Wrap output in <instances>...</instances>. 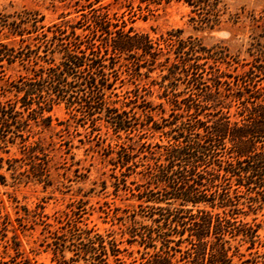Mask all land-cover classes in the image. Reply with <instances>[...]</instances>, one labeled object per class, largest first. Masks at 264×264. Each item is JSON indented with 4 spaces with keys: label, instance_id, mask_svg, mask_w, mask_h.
<instances>
[{
    "label": "trees",
    "instance_id": "1",
    "mask_svg": "<svg viewBox=\"0 0 264 264\" xmlns=\"http://www.w3.org/2000/svg\"><path fill=\"white\" fill-rule=\"evenodd\" d=\"M173 2L189 7L197 15L193 20L210 29L221 24L227 10L224 0H141L147 7ZM103 9H93L86 35H78L76 27L44 30L39 25L43 17L31 12L2 21L0 26L25 46L0 43V67L19 63L25 74L5 86L14 99L0 98V145L19 144L29 159L42 160L41 139L31 140L39 134L35 129L51 127L50 113L61 104L75 117L79 113L94 122V116L105 114L116 132H135L126 118L133 109L120 112L111 100L117 79L110 75L117 66L126 67L139 82L124 103L129 107L142 98V77L159 70L161 82L151 84L161 89L160 99L182 113L169 131H161L169 145L151 152L153 164L139 173L148 187L138 198L157 205L149 206L153 224L130 233L145 250H153L139 264H264V219H258L264 208V35L250 48L253 62L243 65L249 69L235 74L237 69L222 70V64L231 63L218 47L184 37L182 30L153 39ZM32 41H37L34 47ZM160 130L155 125L149 129ZM120 160L127 165L128 160ZM250 215L255 218L247 221ZM120 254L115 243L100 235L76 250L91 264H110V256L114 264L136 263L121 260Z\"/></svg>",
    "mask_w": 264,
    "mask_h": 264
},
{
    "label": "rangeland",
    "instance_id": "2",
    "mask_svg": "<svg viewBox=\"0 0 264 264\" xmlns=\"http://www.w3.org/2000/svg\"><path fill=\"white\" fill-rule=\"evenodd\" d=\"M98 1L0 0V24L6 19L14 21L18 14L31 12L36 13L38 19L43 17L39 25L45 26L44 30L55 25L68 31L76 27L78 35H86L93 9L105 8L102 11H109L112 16L117 13L128 27L149 33L153 39L182 30L184 37L198 38L208 48L218 47L228 54L231 63L229 67L222 64V70L234 72L237 69L235 74L249 69L243 65L253 62L250 48L264 35V0H224L226 14L213 29L195 22L193 18L197 15L182 3L147 7L141 0ZM19 39L0 26V43L16 49L24 47ZM29 43L34 47L37 41ZM40 55H44L43 48ZM116 69L110 75L117 79L111 100L117 101L120 112L133 109L126 118L135 132H116L105 114L94 116V122L79 113L75 117L61 104L50 113L51 127L35 129L39 134L31 140L41 139L46 153L40 155L42 160L29 159L19 144L0 145L1 263L57 264L59 260L75 259L78 264H91L90 259L78 257L76 250L96 235L115 243L121 251L118 257L127 263L139 264L144 254L153 252L145 250L140 246L141 239L132 238L130 234L151 226L149 206L157 207L138 198L148 187L139 173L147 164H153L151 152H160L159 147L169 145L161 131H169L170 124L175 123L179 118L176 116L182 112L160 99L161 89L151 84L161 82L163 73L159 70L150 77H142L139 89L142 98L124 107L127 97H133L137 91L135 83L139 82H135V76L126 67ZM145 72L143 68L141 73ZM22 74L25 71L19 63L11 66L3 63L0 98L14 99L13 94L4 89L9 81ZM182 88L181 85L180 90ZM152 125L162 130L149 131ZM131 155H135L133 159ZM120 158L128 160L126 166ZM202 208L212 211L208 206ZM262 215L264 208L258 214L259 220L264 219ZM253 218L255 216L250 215L247 221ZM108 262L114 264V257L110 256Z\"/></svg>",
    "mask_w": 264,
    "mask_h": 264
}]
</instances>
